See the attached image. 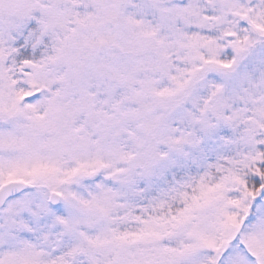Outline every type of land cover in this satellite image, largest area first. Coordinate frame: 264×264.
Instances as JSON below:
<instances>
[{"label": "snow or ice", "instance_id": "snow-or-ice-1", "mask_svg": "<svg viewBox=\"0 0 264 264\" xmlns=\"http://www.w3.org/2000/svg\"><path fill=\"white\" fill-rule=\"evenodd\" d=\"M0 264H264V0H0Z\"/></svg>", "mask_w": 264, "mask_h": 264}]
</instances>
